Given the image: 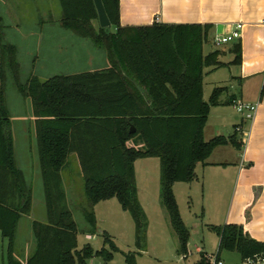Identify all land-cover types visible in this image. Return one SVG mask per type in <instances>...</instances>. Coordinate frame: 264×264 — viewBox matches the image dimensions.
Instances as JSON below:
<instances>
[{
    "label": "trees",
    "instance_id": "trees-1",
    "mask_svg": "<svg viewBox=\"0 0 264 264\" xmlns=\"http://www.w3.org/2000/svg\"><path fill=\"white\" fill-rule=\"evenodd\" d=\"M58 3L60 26L102 50L108 63L93 72L53 76L45 82L35 77L24 81L14 58L15 48H8L10 65L17 69L13 86L32 110L46 220L31 223L33 251L19 262L15 257L16 231L19 220L31 211L32 179L14 157L12 124L2 83L0 234L7 243L3 259L6 264H87L95 256L105 261L112 259L117 249L109 238H104L99 251L90 245L77 250L78 227L66 206L62 178L72 156L79 163L89 208L115 198L141 234L144 219L136 199L134 165L141 159H159L161 202L178 238L177 252L184 257L189 232L179 214L174 185L194 182L196 167L206 165L217 147L242 148L237 131L228 138L204 140L211 108L232 104L230 99L220 101L226 88H215L208 102L203 99L205 71L223 66L218 50L204 54L210 26L154 22L122 27L119 0H102L111 27L101 29L95 24L98 20L92 0ZM233 52L232 64L238 65L239 44ZM4 59L7 65L8 58ZM86 218L90 226L85 233H95L94 218ZM212 229L220 238L217 263L221 250L238 254L241 264L264 257V243L252 240L243 227L224 225ZM197 264L210 262L202 255Z\"/></svg>",
    "mask_w": 264,
    "mask_h": 264
},
{
    "label": "rangeland",
    "instance_id": "rangeland-1",
    "mask_svg": "<svg viewBox=\"0 0 264 264\" xmlns=\"http://www.w3.org/2000/svg\"><path fill=\"white\" fill-rule=\"evenodd\" d=\"M60 13L58 0H0L1 42L17 48L20 56L18 63L24 81L35 77L39 82H45L53 76L88 70L85 66L79 68L80 65L72 68L71 65L65 64L60 67L52 60L55 53L46 45L53 43L45 42L50 35L41 33L61 27ZM72 37L78 39L77 36L67 38ZM68 39H61L59 45L63 51L59 59L70 57L69 61L73 62L81 46L77 43L73 45ZM80 55L81 53L77 54ZM41 68H44L43 73L39 71ZM207 92L209 95H206L210 96V91ZM5 94L12 124L14 157L25 175L32 179L31 211L29 215L19 220L16 231L15 257L19 262H24L34 247L32 233L30 235L31 223L44 222L46 209L40 170L33 147V152H29L30 143L34 148L35 144L30 124L33 118L27 106L28 102L19 96L16 87L8 78L5 82ZM208 99L209 97L206 101ZM201 167L202 165L197 166L198 176ZM134 174L136 199L144 219L142 234L138 232L131 215L123 212L115 198L100 202L92 209L89 208L79 175V163L74 156L69 157L63 174V183L66 206L78 227L77 250L90 245L94 251H99L104 245V238H109L117 249L111 252V260L105 261L102 257L95 256L87 264H197L202 260V255H205V259L207 257L216 259L220 238L212 228L220 227L217 219H221L222 213L217 215L214 211L217 207H225L227 196H212L210 199L201 187V180L189 184L179 183L173 187L181 220L189 232L187 252L183 257L177 252L178 238L171 228L168 214L161 202L159 159L137 160ZM87 215H91L95 220L93 234L85 233L86 228L90 226ZM210 221L214 223H209ZM6 246V240H3L0 234V254L1 252L4 254ZM105 247L110 252L111 248L107 244ZM219 258L224 264L240 263V257L235 252L221 250ZM0 260L6 264L1 257Z\"/></svg>",
    "mask_w": 264,
    "mask_h": 264
},
{
    "label": "crops",
    "instance_id": "crops-1",
    "mask_svg": "<svg viewBox=\"0 0 264 264\" xmlns=\"http://www.w3.org/2000/svg\"><path fill=\"white\" fill-rule=\"evenodd\" d=\"M119 5L122 27L147 26L154 22L165 25L210 26L209 43L204 46V54L218 50V60L223 66L205 71L203 99L208 102L209 99H206L210 96L206 95L209 93L207 91H210L211 95L215 88H226L220 96V101L230 99L232 104L211 108L204 127V140L208 142L220 136L228 138L236 129H240L238 136L242 148L240 151L231 146L214 149L206 165L201 167L199 176L196 173V181L201 180V187L210 199L212 196H227L225 207H217L214 211L217 215L222 213L221 219H217L219 226H241L252 240L264 243V0H119ZM237 24L241 25L239 40L218 49L212 46L215 36L229 35ZM45 34L50 35L45 42L53 43L46 46L55 53L52 59L55 65L61 67L67 64L72 68L80 65L79 68L85 66L88 69L77 70L73 74L93 72L108 63L105 53L88 41L79 37L68 39L67 37L76 36L69 30L59 27L41 33ZM58 37L81 46L77 52L81 55L76 54L73 62L69 61L70 57L59 59L63 49L59 45L62 40ZM1 39L0 37V86L2 83L5 85L7 78L13 84V75L17 70L15 65H10V46L15 48L14 58L18 66L20 59L17 48L9 43L4 44ZM238 44L241 49L240 62L234 65L233 48ZM4 57L8 58L7 65L4 63ZM18 70L22 75L20 66ZM39 71L43 73L44 68ZM234 103L257 105L251 122L245 121L236 113ZM28 104L29 102L27 106L32 115L31 106ZM30 124L33 129V119ZM32 147L36 154L34 145ZM31 149L29 147V150ZM35 157L37 160V155ZM31 160L33 164V159ZM0 257L3 259L2 252ZM220 263L224 264L221 259ZM0 264H3L2 260Z\"/></svg>",
    "mask_w": 264,
    "mask_h": 264
},
{
    "label": "built area",
    "instance_id": "built-area-1",
    "mask_svg": "<svg viewBox=\"0 0 264 264\" xmlns=\"http://www.w3.org/2000/svg\"><path fill=\"white\" fill-rule=\"evenodd\" d=\"M240 29L241 25L237 24L231 33L227 36H215L212 39V46L216 49L221 48L225 45L230 44L231 42L235 40L240 39ZM233 108L236 111L237 114L242 116L245 121L251 122L254 118L257 110V105H249V104H243V103H234ZM236 131H240V129H236ZM210 264H221L220 262L217 263L216 259L207 257L206 258ZM244 264H264V257H254L253 259L247 260Z\"/></svg>",
    "mask_w": 264,
    "mask_h": 264
},
{
    "label": "water",
    "instance_id": "water-1",
    "mask_svg": "<svg viewBox=\"0 0 264 264\" xmlns=\"http://www.w3.org/2000/svg\"><path fill=\"white\" fill-rule=\"evenodd\" d=\"M93 1V5L95 7V11L97 14V20H98V25L99 28L101 29H108L111 27L110 21L107 17L106 11L104 9L102 0H92ZM130 134L134 133V129L131 128L130 129Z\"/></svg>",
    "mask_w": 264,
    "mask_h": 264
}]
</instances>
